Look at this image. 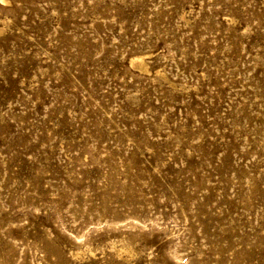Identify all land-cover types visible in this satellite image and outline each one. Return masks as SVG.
<instances>
[{"label": "rangeland", "instance_id": "obj_1", "mask_svg": "<svg viewBox=\"0 0 264 264\" xmlns=\"http://www.w3.org/2000/svg\"><path fill=\"white\" fill-rule=\"evenodd\" d=\"M0 29V264H264V0H0Z\"/></svg>", "mask_w": 264, "mask_h": 264}, {"label": "bare ground", "instance_id": "obj_2", "mask_svg": "<svg viewBox=\"0 0 264 264\" xmlns=\"http://www.w3.org/2000/svg\"><path fill=\"white\" fill-rule=\"evenodd\" d=\"M1 30V29H0ZM138 60V59H137ZM140 60V59H139ZM142 60V59H141ZM139 62V61H138ZM141 62V61H140ZM77 252V251H76ZM72 255H73V252H72ZM3 257H5V256H3ZM72 263V262H71ZM4 264V263H3ZM9 264H10V262H9Z\"/></svg>", "mask_w": 264, "mask_h": 264}]
</instances>
